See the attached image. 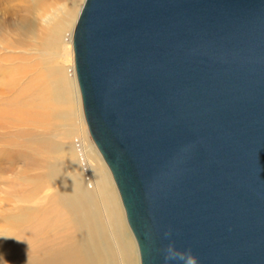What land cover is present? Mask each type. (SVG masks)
Returning <instances> with one entry per match:
<instances>
[{
    "label": "water",
    "instance_id": "1",
    "mask_svg": "<svg viewBox=\"0 0 264 264\" xmlns=\"http://www.w3.org/2000/svg\"><path fill=\"white\" fill-rule=\"evenodd\" d=\"M82 5V112L141 264L169 243L198 264H264V0Z\"/></svg>",
    "mask_w": 264,
    "mask_h": 264
},
{
    "label": "bare ground",
    "instance_id": "2",
    "mask_svg": "<svg viewBox=\"0 0 264 264\" xmlns=\"http://www.w3.org/2000/svg\"><path fill=\"white\" fill-rule=\"evenodd\" d=\"M17 1L19 5L11 13L15 18L20 16L18 19L26 28L22 31L21 26L14 22L9 23L7 30H0V50L4 52L0 56V64H10L8 70H5L6 65H0V86L6 92V96L0 98V131L5 136V139L2 138L4 142L1 147L3 150H0V162L4 159L12 163L20 158L29 163L40 150L48 149V143L46 139L34 142L36 133L31 131L25 134L29 143L26 146L17 145L15 139L24 135L21 128L37 130L40 125H47L48 121L57 117L70 121L67 111L56 112L54 108L62 104L68 106L71 93L77 106L80 104V122L87 138H90L82 112L72 43L75 21L83 6L78 3L84 0ZM67 33L69 44L63 46V35ZM66 59L73 61V78L70 80L61 66L67 63ZM12 128H15L17 135H7ZM90 141L98 153L91 138ZM12 147L18 149L15 155L7 152ZM64 148L68 157L72 156L69 147ZM95 170V167L90 170L95 197L86 194L78 186L71 194L62 197L60 211L44 213L36 223L30 224L29 234L25 238L31 264H141L140 261L138 263V248L137 260L132 232L128 226L134 244L125 226L124 208L125 224L120 209L112 204L109 193L103 189L101 175ZM97 186L101 192L96 190ZM93 199H97L98 208L93 204ZM39 226L55 232L56 237L63 242L61 249L54 251L36 242ZM19 235L15 236L13 246L24 245L25 238Z\"/></svg>",
    "mask_w": 264,
    "mask_h": 264
},
{
    "label": "rangeland",
    "instance_id": "3",
    "mask_svg": "<svg viewBox=\"0 0 264 264\" xmlns=\"http://www.w3.org/2000/svg\"><path fill=\"white\" fill-rule=\"evenodd\" d=\"M82 3L83 1H80L78 5L81 6ZM7 5L13 10L8 8ZM18 5L19 2L17 0H0V30H7L9 23L15 22L24 31L26 25L19 20L20 16H18V19L12 15ZM9 13L11 14L9 15ZM68 41L69 34L67 33L63 35V46H67L69 44ZM1 54L3 55L4 52L0 50V56ZM66 61L67 63L61 66L70 80L73 78V67L71 68L73 61L72 59H66ZM1 64L7 66L5 70L10 67L9 63L2 62ZM5 94L6 92L0 86V98L6 96ZM79 107L80 104L77 106L73 93H71L68 106L62 104L54 108L56 112L64 113L67 111L70 121H64L57 117L48 121L47 125H40L37 130H31L32 128L26 127L21 128L23 130L21 132L24 135L15 139L17 145L23 144L26 146L29 141L25 134L31 131L36 133L34 142H40V140L43 142L46 139L48 143V149H45V151L40 150L37 153L38 155L29 160V163L20 158L12 163L6 162L4 159L0 162V264H31L27 238H25L29 234L30 224L36 223V220L41 219V215L43 217L44 213L60 211L62 208V197L71 194L78 186L86 194L95 197L96 193L90 171L94 167L97 169L95 171L101 175L103 189L109 193L112 204L120 209L125 224L118 190L112 182L111 174L107 171L100 155L92 148L90 144L91 137L87 138L84 133L85 129L83 130L80 122ZM0 134V150H3L1 147L5 136L3 131H0ZM8 134L10 136L11 134L17 135V131L12 128L8 131ZM7 135L6 137H9ZM63 147H69L72 156L68 157ZM17 151V148L12 147L7 152L15 155L14 153H17ZM96 190L101 192L99 186H97ZM93 204L96 208L99 207L97 199H93ZM125 226L132 239L128 226L126 224ZM18 234H20L19 237L25 238L24 245L13 246L12 242ZM35 240L37 243L41 242L45 248L54 251L61 249L63 246V242L56 237L53 230H46L43 227L40 228V226L38 227ZM132 242L134 244L133 239ZM134 245L138 260L137 247L136 244Z\"/></svg>",
    "mask_w": 264,
    "mask_h": 264
},
{
    "label": "clouds",
    "instance_id": "4",
    "mask_svg": "<svg viewBox=\"0 0 264 264\" xmlns=\"http://www.w3.org/2000/svg\"><path fill=\"white\" fill-rule=\"evenodd\" d=\"M172 261H176L178 264H198V258L191 249L179 250L174 244L169 243L164 250V264H170Z\"/></svg>",
    "mask_w": 264,
    "mask_h": 264
}]
</instances>
